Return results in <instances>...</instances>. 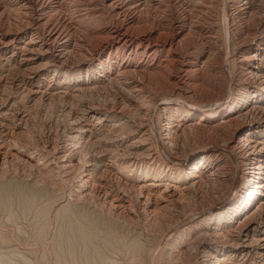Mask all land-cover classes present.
I'll return each mask as SVG.
<instances>
[{
  "label": "bare ground",
  "instance_id": "bare-ground-1",
  "mask_svg": "<svg viewBox=\"0 0 264 264\" xmlns=\"http://www.w3.org/2000/svg\"><path fill=\"white\" fill-rule=\"evenodd\" d=\"M0 51L1 182L154 236L169 264L264 256V0H0Z\"/></svg>",
  "mask_w": 264,
  "mask_h": 264
},
{
  "label": "rangeland",
  "instance_id": "rangeland-1",
  "mask_svg": "<svg viewBox=\"0 0 264 264\" xmlns=\"http://www.w3.org/2000/svg\"><path fill=\"white\" fill-rule=\"evenodd\" d=\"M233 48L239 52V45ZM2 52L0 77L12 79L16 57ZM34 84L32 88L37 89ZM50 84L47 81L41 88L45 90ZM76 88L66 82H56L54 86L57 93L65 90L73 94ZM185 96L187 102L202 97L193 93ZM22 110L16 102V112ZM165 122L163 118L161 124ZM95 167L97 172L102 170L100 165ZM26 179L8 177L0 181V264H169L166 253L160 256V251H154V236L142 238L125 223L85 204L66 202L59 191L52 192L51 187L37 186ZM254 204L251 212L256 209L259 213L248 220L264 219V200L259 206ZM260 235L264 236V232ZM253 257L240 256L231 263L264 264V256Z\"/></svg>",
  "mask_w": 264,
  "mask_h": 264
}]
</instances>
